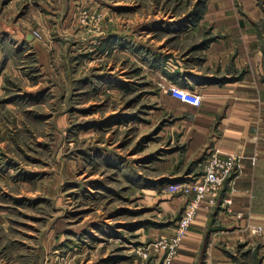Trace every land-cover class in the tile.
<instances>
[{
  "label": "rangeland",
  "instance_id": "rangeland-1",
  "mask_svg": "<svg viewBox=\"0 0 264 264\" xmlns=\"http://www.w3.org/2000/svg\"><path fill=\"white\" fill-rule=\"evenodd\" d=\"M79 1L65 19L67 0H0V36L33 37H0V264H173L209 151L186 154L164 65L198 45L181 31L205 0H107L123 7L104 12ZM30 2L41 20L22 16ZM96 31L122 48L74 62L70 40L83 47ZM229 250L237 264H262L254 245Z\"/></svg>",
  "mask_w": 264,
  "mask_h": 264
},
{
  "label": "crops",
  "instance_id": "crops-1",
  "mask_svg": "<svg viewBox=\"0 0 264 264\" xmlns=\"http://www.w3.org/2000/svg\"><path fill=\"white\" fill-rule=\"evenodd\" d=\"M73 2L80 1L67 0L65 19L73 12ZM82 3L100 12L123 7L107 0ZM31 12L42 19L40 2H30L22 16ZM21 17L19 23H30ZM74 32L85 36L86 29ZM181 32L186 37L194 35L198 45L176 50V56L167 60L165 84L200 94L202 103L192 105L167 92L164 97L186 142V154L202 158L206 151L218 149L241 159L219 203L211 206L205 200L200 204L173 264H237L228 250L240 242L256 246L264 264V0H205L194 29ZM97 33V39L80 48L70 40L74 62L84 61L95 49L107 53L122 48L116 33ZM1 35L5 44L8 38L23 44L33 41L25 28ZM92 42L97 43L94 49ZM225 195L231 204H223ZM259 226L261 230H256Z\"/></svg>",
  "mask_w": 264,
  "mask_h": 264
},
{
  "label": "built area",
  "instance_id": "built-area-1",
  "mask_svg": "<svg viewBox=\"0 0 264 264\" xmlns=\"http://www.w3.org/2000/svg\"><path fill=\"white\" fill-rule=\"evenodd\" d=\"M166 92L192 105L199 106L202 103L200 94L185 87L171 85L167 87ZM240 159L241 156L234 153L222 154L218 149L209 150L205 159L204 173L194 181L192 186L195 192L194 198L189 202L181 219L178 221V232L174 238L175 242L171 244L172 247H175L184 236L198 214L200 204L205 200H208L209 203L216 202L220 193L230 184L231 177L239 167ZM226 201L230 202L231 200L226 199ZM256 230H261V227H257ZM169 260L168 258V262Z\"/></svg>",
  "mask_w": 264,
  "mask_h": 264
}]
</instances>
